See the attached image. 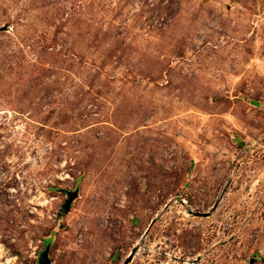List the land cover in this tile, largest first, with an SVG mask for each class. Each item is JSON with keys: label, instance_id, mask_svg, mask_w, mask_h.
Here are the masks:
<instances>
[{"label": "rangeland", "instance_id": "374dc122", "mask_svg": "<svg viewBox=\"0 0 264 264\" xmlns=\"http://www.w3.org/2000/svg\"><path fill=\"white\" fill-rule=\"evenodd\" d=\"M47 243L264 264V0H0V264Z\"/></svg>", "mask_w": 264, "mask_h": 264}, {"label": "water", "instance_id": "95a60500", "mask_svg": "<svg viewBox=\"0 0 264 264\" xmlns=\"http://www.w3.org/2000/svg\"><path fill=\"white\" fill-rule=\"evenodd\" d=\"M5 28H6V26H4L2 29H5ZM63 192L66 194V199L62 203L60 210L63 213H67L70 211L73 201L79 195V188H76L74 190L63 189ZM204 214L208 215V213H204ZM50 248H51V243H47L46 247L40 252V255H39L40 264H52V261H51L50 256H49ZM254 259L255 258H252L250 262L253 263ZM130 260H131V255L123 264H128V262Z\"/></svg>", "mask_w": 264, "mask_h": 264}, {"label": "bare ground", "instance_id": "6f19581e", "mask_svg": "<svg viewBox=\"0 0 264 264\" xmlns=\"http://www.w3.org/2000/svg\"><path fill=\"white\" fill-rule=\"evenodd\" d=\"M3 250V249H2ZM4 253V252H3Z\"/></svg>", "mask_w": 264, "mask_h": 264}]
</instances>
